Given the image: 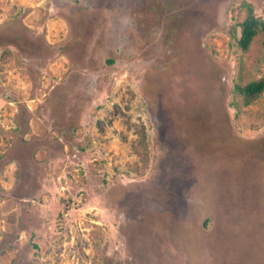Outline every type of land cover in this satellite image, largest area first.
Instances as JSON below:
<instances>
[{"label": "rangeland", "instance_id": "374dc122", "mask_svg": "<svg viewBox=\"0 0 264 264\" xmlns=\"http://www.w3.org/2000/svg\"><path fill=\"white\" fill-rule=\"evenodd\" d=\"M264 0H0V264H264Z\"/></svg>", "mask_w": 264, "mask_h": 264}, {"label": "trees", "instance_id": "16d2710c", "mask_svg": "<svg viewBox=\"0 0 264 264\" xmlns=\"http://www.w3.org/2000/svg\"><path fill=\"white\" fill-rule=\"evenodd\" d=\"M248 15L246 19L240 24V33L236 37L238 46L247 51L253 42L254 38L264 32V20L254 15L252 5L247 4ZM237 90L242 96V102L249 105L255 102L264 91V78L253 81L245 86H237Z\"/></svg>", "mask_w": 264, "mask_h": 264}]
</instances>
